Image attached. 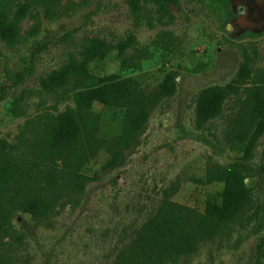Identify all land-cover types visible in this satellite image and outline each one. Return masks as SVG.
<instances>
[{"label": "rangeland", "instance_id": "1", "mask_svg": "<svg viewBox=\"0 0 264 264\" xmlns=\"http://www.w3.org/2000/svg\"><path fill=\"white\" fill-rule=\"evenodd\" d=\"M27 1L17 42L0 40V140L29 141L42 116L60 117L74 107L72 85L51 78L73 64L97 77H138L171 91L123 163L87 184L77 202L62 191L47 220L37 222L22 210L12 214L0 237V264H111L165 194L203 211L208 196L223 187L199 181L207 166L231 163L243 165L251 202L178 264H264V135L244 160L222 137L223 116L195 125L202 89L231 82L246 59L253 74L264 73V0H175L167 4L172 19L165 23L145 2L143 15L152 26L147 19L134 22L129 0H61L53 18L32 0H0V9L13 14ZM131 35L133 45L119 54L115 46ZM236 107L229 100L224 115ZM104 115L102 134L117 133ZM103 157L85 172L97 170Z\"/></svg>", "mask_w": 264, "mask_h": 264}, {"label": "trees", "instance_id": "2", "mask_svg": "<svg viewBox=\"0 0 264 264\" xmlns=\"http://www.w3.org/2000/svg\"><path fill=\"white\" fill-rule=\"evenodd\" d=\"M32 1L41 6L45 17L53 18L61 0ZM174 1L129 0V7L136 24L147 19L146 23L152 26L143 15V3L153 4L155 18L165 23L172 19L167 4ZM30 6L27 1L13 14L0 9L1 41L17 42L19 22ZM133 43L131 35L115 47L124 54ZM140 52L145 53L146 49ZM126 66L127 60H123V67ZM51 78L57 84L72 85L74 107L60 117L42 116L39 124L30 128L29 141L15 145L0 140V237L10 227L16 210L28 213L37 222L47 220L62 191L72 195L75 203L87 184L120 166L127 152L138 144L151 112L171 91L161 85H144L138 77H97L77 64L60 69ZM229 100L237 107L226 116L224 106ZM103 112L117 124V133L102 134ZM195 112L197 128L223 116L222 137L227 146L242 153V159H250L264 135V73L253 74L249 61L244 60L231 82L198 93ZM101 155L104 157L98 169L91 174L85 172L87 165ZM245 178L244 167L239 163L208 165L199 181L220 182L223 187L208 196L203 211L173 201L170 193L165 194L154 213L117 251L111 264H178L182 257L193 254L201 243L212 240L233 223L251 202ZM260 255L264 260V238Z\"/></svg>", "mask_w": 264, "mask_h": 264}]
</instances>
